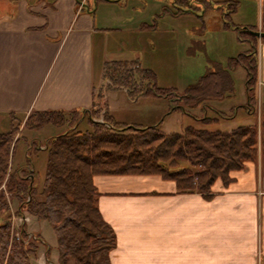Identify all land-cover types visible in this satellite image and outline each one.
<instances>
[{"label": "crops", "instance_id": "obj_1", "mask_svg": "<svg viewBox=\"0 0 264 264\" xmlns=\"http://www.w3.org/2000/svg\"><path fill=\"white\" fill-rule=\"evenodd\" d=\"M30 1L0 3V124L47 110L83 111L76 126L88 124L101 89L116 122L145 128L171 113L170 105L158 104L165 103L161 98L104 89V65L116 48L110 35L121 28L99 7L113 9L124 0ZM258 79L264 82V41ZM230 175L228 184L213 183L211 196L182 190L160 174L95 175L98 208L116 234L111 263L264 264L261 157Z\"/></svg>", "mask_w": 264, "mask_h": 264}, {"label": "trees", "instance_id": "obj_2", "mask_svg": "<svg viewBox=\"0 0 264 264\" xmlns=\"http://www.w3.org/2000/svg\"><path fill=\"white\" fill-rule=\"evenodd\" d=\"M261 1V30L264 31V0ZM235 5L229 4L228 13L235 11ZM249 29L252 28L243 27L240 31L251 43L250 49L231 58L229 65L231 68L242 66L246 70L247 103L244 108L257 116L259 38ZM103 78L111 81L108 89L126 88L133 99L140 96L168 98L175 103L171 110L182 111L222 97V91L228 87L206 75L182 95L176 90L158 87L151 71L140 68L135 62L123 61L106 62ZM96 97H103V89ZM82 113L33 111L25 120L13 116L10 130L0 133V187L9 175L6 186L11 198L30 196L23 207L53 227L58 241L59 264H71V260L74 264H112L110 252L116 246V234L97 205L98 194L93 182L97 174H160L175 180L182 190L211 196V186L217 179L230 183L232 171L244 168L247 161L256 160L259 156L264 164V111L260 124L243 125L227 132L187 127L181 133H164L157 126L143 128L119 123L107 113L104 122L94 121V115L99 114L96 108L91 109L89 117L92 128L75 130ZM66 114L71 116L70 119ZM22 122L28 129H42L46 125L69 126L65 133L49 138L43 148L48 151V160L41 200L35 197V186L28 182L26 176L20 177L18 171L8 170L9 159L14 157L20 140L18 137L15 140V137L20 133ZM168 157L188 160L203 169L193 172L185 165H167L165 158ZM29 164L26 168L31 167ZM9 210L5 191L1 190L0 264H35L30 261L31 247L17 243L10 245V218L6 221L3 218Z\"/></svg>", "mask_w": 264, "mask_h": 264}, {"label": "rangeland", "instance_id": "obj_3", "mask_svg": "<svg viewBox=\"0 0 264 264\" xmlns=\"http://www.w3.org/2000/svg\"><path fill=\"white\" fill-rule=\"evenodd\" d=\"M6 1L8 4H15L16 0ZM230 1L232 0H187L181 3L177 0H124L122 5L116 3L109 10L100 5V13L111 16L109 22L121 28L119 33L110 35L111 44L116 47L110 49V61L135 62L140 68L155 74L158 87L173 89L182 95L206 75L211 80L213 78L221 81L220 85L223 82L222 86H228L222 91V97L209 99L196 107H186L185 111L169 109L171 113L156 125L160 131L181 133L187 127H194L227 132L256 122V119L260 124L257 91L256 118L255 114L244 108L247 103L246 70L242 66L231 68L229 61L251 47L244 32L240 31L241 28L261 30V0H233L236 9L228 13ZM2 2L4 0H0ZM262 41L264 38H259V44ZM103 84L104 89H108L107 85H111V81L105 82L103 79ZM161 100L165 103L158 104H168L170 107L175 105L168 98L161 97ZM95 108L99 109V114L94 115L93 120L104 122L106 110L101 98L97 99L93 109ZM70 117L66 114V118ZM213 117L217 119L214 120ZM10 128L11 120L4 121L0 124V133L7 132ZM91 128L84 121L75 130L86 131ZM68 129L67 125H46L42 129H28L24 122L21 123L20 133L15 137V140L17 137L20 140L14 157L9 159L8 170L18 171L20 177L26 176L28 182L35 186L37 200L43 199L40 193L48 160V151L42 146L45 147L49 138L63 134ZM165 159L167 165H185L193 172L203 169L188 160H175L170 157ZM29 163L32 168H26ZM8 177L9 175L0 191H5L10 205V210L3 214L4 221L10 218V245L17 243L23 247H31L32 263L59 264L58 241L53 227L23 207L27 204L29 195H23L21 199L11 198L6 186ZM2 222L0 217V224ZM71 264H74L73 260Z\"/></svg>", "mask_w": 264, "mask_h": 264}, {"label": "built area", "instance_id": "obj_4", "mask_svg": "<svg viewBox=\"0 0 264 264\" xmlns=\"http://www.w3.org/2000/svg\"><path fill=\"white\" fill-rule=\"evenodd\" d=\"M257 96H258L259 114H260L261 111L264 109V82L261 81L260 79H258V82H257ZM42 148H45V147L42 146Z\"/></svg>", "mask_w": 264, "mask_h": 264}, {"label": "water", "instance_id": "obj_5", "mask_svg": "<svg viewBox=\"0 0 264 264\" xmlns=\"http://www.w3.org/2000/svg\"><path fill=\"white\" fill-rule=\"evenodd\" d=\"M251 34L255 35L256 37L258 38H264V31H261V30H252V29H249L248 30Z\"/></svg>", "mask_w": 264, "mask_h": 264}]
</instances>
